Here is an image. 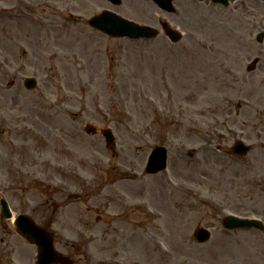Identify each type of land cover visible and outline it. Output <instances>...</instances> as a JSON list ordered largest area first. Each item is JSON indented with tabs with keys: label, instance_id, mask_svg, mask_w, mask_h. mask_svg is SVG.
<instances>
[{
	"label": "rangeland",
	"instance_id": "obj_1",
	"mask_svg": "<svg viewBox=\"0 0 264 264\" xmlns=\"http://www.w3.org/2000/svg\"><path fill=\"white\" fill-rule=\"evenodd\" d=\"M46 1L30 0L34 23L0 24V191L12 211L57 220L68 252L71 241L85 243L76 264H264V230L220 225L231 213L264 220V63L243 73L259 48L254 36L237 41L245 28L259 31L258 19L214 37L226 52L249 49L234 62L163 57L156 43L90 30L86 19L102 7L124 15L105 0H54V9ZM14 71L35 76L36 88ZM88 123L112 129L113 150L100 134H84ZM235 135L253 147L240 161L214 149ZM157 143L169 151L167 171L145 176ZM198 226L212 233L203 245L191 235ZM0 237L17 239L15 260L29 257L2 219Z\"/></svg>",
	"mask_w": 264,
	"mask_h": 264
},
{
	"label": "flooded vegetation",
	"instance_id": "obj_2",
	"mask_svg": "<svg viewBox=\"0 0 264 264\" xmlns=\"http://www.w3.org/2000/svg\"><path fill=\"white\" fill-rule=\"evenodd\" d=\"M105 2L108 4V6L120 9L122 12H124V15L131 19H136L138 21L150 24L155 23V19H157L156 13H159L160 9L157 0H120L119 5H112L108 0H105ZM230 2H233V7L231 8L229 15H227V18H232L234 16L232 12L235 11L237 12V15L235 16L240 18V11L244 14L246 11H249L250 13L253 9L264 8V0H230ZM171 3H177V5H179L182 10L184 9V11H187L191 17L206 16L215 18V16L218 14V11H216L218 5H216L212 0H171ZM141 9H145V11L152 9L153 15H129L130 10L136 11ZM257 19L260 23L264 24V19ZM247 35L248 37L251 36L250 30H247ZM232 56H234V54H232Z\"/></svg>",
	"mask_w": 264,
	"mask_h": 264
},
{
	"label": "water",
	"instance_id": "obj_3",
	"mask_svg": "<svg viewBox=\"0 0 264 264\" xmlns=\"http://www.w3.org/2000/svg\"><path fill=\"white\" fill-rule=\"evenodd\" d=\"M117 19H119V18L117 17ZM93 22H95V20L90 21L89 23L92 26H98V27L100 26L101 28H103L104 32H106L112 36H120L121 37V35L124 34L123 32H120L117 30L114 31V33H112L110 31H108L105 27H102L101 24L98 25V24L93 23ZM116 25H117V27L122 26L126 29L137 32L136 28H134L133 26H130L127 23L121 24V22H120L119 24H116ZM134 35H141V34L140 33H134ZM1 204H2V213L4 215H7V214L9 215L5 201H1ZM14 222H15V226H16V230H17L16 232H19L21 235L25 236L30 241L36 242V244L38 246V251H37L38 252V261H39L38 263L42 264L41 260H43L45 247L41 246L38 241L41 239L40 235H44L47 237V234L45 232L41 231V228L35 226L34 223L32 221H30V219L27 216L20 215L16 218V221H14ZM222 223L228 228L251 226L250 222H242V221H236V220H232V219H225V221L223 220ZM25 228H28V229H25ZM30 229L33 231V233L28 232V231H30ZM35 234H37V236H35ZM193 236L195 237V239L198 242H205L209 238V233L206 230H203L201 228H196L194 230ZM49 253H53V252H51V249H50V241H49ZM42 254H43V256H42ZM55 256H56V254H55Z\"/></svg>",
	"mask_w": 264,
	"mask_h": 264
}]
</instances>
